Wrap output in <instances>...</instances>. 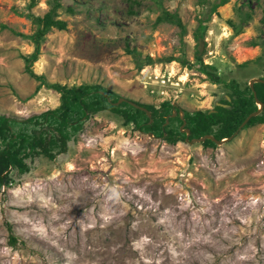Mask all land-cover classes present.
<instances>
[{
    "label": "rangeland",
    "instance_id": "obj_1",
    "mask_svg": "<svg viewBox=\"0 0 264 264\" xmlns=\"http://www.w3.org/2000/svg\"><path fill=\"white\" fill-rule=\"evenodd\" d=\"M47 1L0 0L1 114L22 118L58 103L55 90H35L19 56L32 43L12 32H31L24 14L43 13ZM59 1L65 27L46 31L31 64L47 82L99 83L155 106L162 89L191 111L225 96V81L241 87L264 76V0H227L214 11L217 0ZM161 7L183 28L154 22ZM197 20L205 31L194 45ZM146 54L152 61L136 67ZM194 54L220 82L196 70ZM0 264H264V122L205 146L168 143L108 110L92 113L65 153L39 156L0 186Z\"/></svg>",
    "mask_w": 264,
    "mask_h": 264
},
{
    "label": "trees",
    "instance_id": "obj_2",
    "mask_svg": "<svg viewBox=\"0 0 264 264\" xmlns=\"http://www.w3.org/2000/svg\"><path fill=\"white\" fill-rule=\"evenodd\" d=\"M226 1H215L211 4L209 11H214L217 5ZM34 3L35 0H29L28 6H32ZM47 3V9L41 14L32 12L24 14L34 25L31 32L23 33L14 30L12 32L32 43V50L25 54L20 53L19 56L22 58L23 70L37 80L35 90L40 86L55 90L58 93V103L54 107L22 118L0 113V186H8L12 181L27 173L35 166L39 156L53 159L56 155L65 153L68 142L75 139L83 121L92 113L100 110H108L120 116L122 124H131L140 131L151 132L155 137L160 136L166 142L174 143L179 139H184V131L179 130L182 119L184 120L183 127L188 129V139L204 133H210L214 138L220 139L232 134L244 116L256 108L248 84L240 87L234 79H230L223 83L227 88L225 96L218 98L217 103L213 104L211 108L191 111L183 109L181 118L176 105L175 114L169 115L174 105L168 99L161 100L157 106L134 101L149 110L150 121H148V116L143 110L127 101L113 103L119 95L99 83L80 82L67 85L56 81L47 82L43 74L33 72L31 64L37 58L40 42L46 31L50 28L63 29L65 27V20L57 16L60 1L48 0ZM67 10L71 11V8L67 7ZM160 21L173 22L180 29L183 28L179 16L163 7L154 18V22ZM231 27L233 33H238V28L234 24H231ZM204 31L205 25L201 20H197V24L191 32L195 41L194 45H197V41L202 37ZM193 58L197 62L196 70L203 73L210 82L221 81L213 71V65L203 63L199 54H194ZM164 59L169 61L175 57L168 55ZM151 61V57L146 54L141 62L136 63V67ZM180 61L191 66L184 58ZM243 62L245 61L241 63ZM261 78L264 79V76ZM252 87L255 97L262 102V107L257 114L250 116L242 127L264 122V82H253ZM165 116H167L166 122H164ZM201 144L208 146L214 145V142L205 138ZM15 240V235L9 231L8 243L12 245Z\"/></svg>",
    "mask_w": 264,
    "mask_h": 264
},
{
    "label": "water",
    "instance_id": "obj_3",
    "mask_svg": "<svg viewBox=\"0 0 264 264\" xmlns=\"http://www.w3.org/2000/svg\"><path fill=\"white\" fill-rule=\"evenodd\" d=\"M256 81L264 82V79L261 78V77H258V76H252V77L249 78V80H248V82H247V84H248V86L250 87V90H251V92H252V95H253V98H254V102H255V104H256V108H255L254 110L250 111L249 113H247V114L244 116V118H243V119L241 120V122L238 124L236 130L240 129V128L243 126V124L246 122V120H247L250 116H253V115L257 114V113L259 112V110L261 109V107H262V102L259 101V100L255 97V91H254V89H253V87H252V83H253V82H256ZM122 100H125V101H127L128 103H130L131 105L136 106V107L140 108L141 110H143V111L145 112V114L148 116V121H150V112H149V110H147L145 107H143V106H141V105L135 103V102H134L133 100H131V99H128V98L123 97V96H118V98H117L113 103H118V102H120V101H122ZM172 104L174 105V107L171 109V112L169 113V115H171V116L174 115L175 112H176L175 103L172 102ZM177 112H178V114H179V116H180V118H181V117H182V110H180V109L178 108V109H177ZM166 121H167V116H165V120H164V122H166ZM183 124H184V120L182 119V120H181V123H180V125H179V130L184 131V133H185L184 140H186L187 142H196V141H197V142H200V141H202V140L205 139V138H209V139L212 140L214 143H216V144H220V143L225 142L226 140H228V139L232 136V134L236 132V130H235L232 134H230V135H228V136H225V137H223V138H220V139H216V138H214L210 133H204V134H202V135H200V136H197V137H191V138L188 139V138H187L188 129H187L186 127H183ZM145 133H146L148 136L155 137V136L152 135L151 132H145Z\"/></svg>",
    "mask_w": 264,
    "mask_h": 264
},
{
    "label": "bare ground",
    "instance_id": "obj_4",
    "mask_svg": "<svg viewBox=\"0 0 264 264\" xmlns=\"http://www.w3.org/2000/svg\"><path fill=\"white\" fill-rule=\"evenodd\" d=\"M171 74H178L177 72H175V68H174V63L172 62V66H171ZM161 72V71H160ZM186 76H187V73L186 72H182L179 74V79L181 81L185 80L186 79Z\"/></svg>",
    "mask_w": 264,
    "mask_h": 264
},
{
    "label": "built area",
    "instance_id": "obj_5",
    "mask_svg": "<svg viewBox=\"0 0 264 264\" xmlns=\"http://www.w3.org/2000/svg\"><path fill=\"white\" fill-rule=\"evenodd\" d=\"M160 83H164V82H160ZM164 93H165V91L164 90H162V89H160L159 91H157V94L160 96V95H162L163 97V99L162 100H164L165 98H164Z\"/></svg>",
    "mask_w": 264,
    "mask_h": 264
}]
</instances>
